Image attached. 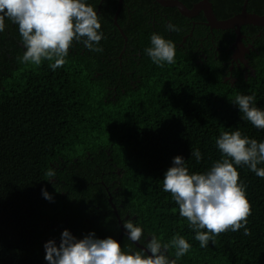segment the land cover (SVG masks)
I'll list each match as a JSON object with an SVG mask.
<instances>
[{
    "label": "trees",
    "instance_id": "16d2710c",
    "mask_svg": "<svg viewBox=\"0 0 264 264\" xmlns=\"http://www.w3.org/2000/svg\"><path fill=\"white\" fill-rule=\"evenodd\" d=\"M116 1L85 0L94 9L99 2L104 38L94 47L102 51L69 49L66 64L55 71L50 61L21 62L26 49L20 48L18 25L5 19L0 32V264H48L44 245L51 240L58 247L65 230L77 240L91 233L116 240L117 218L123 228L129 219L143 228L142 246L153 236L162 243L185 238L192 246L185 256L177 259L174 248L167 253L177 264H264V178L234 165L251 204L250 235L243 228L229 230L205 248L163 191L175 157L184 159L189 174H204L220 161L216 140L224 132L239 130L264 142V129L253 126L234 104L238 95H252L254 106L264 111V46L250 53L253 74H233L230 83L223 80L229 51L204 49L205 59L195 62L202 32L194 29L177 45L189 28L169 33L168 15L157 18L174 8L122 0L116 23L123 41L112 23ZM181 1L189 7L196 0ZM209 1L218 19L237 12L242 2ZM152 5L160 13L155 18L148 11ZM263 5L247 0L246 11L261 14ZM153 34L175 45L173 64L160 67L147 55ZM197 149L199 162L191 156ZM49 169L54 177L46 175ZM117 242L127 254L141 250L123 234Z\"/></svg>",
    "mask_w": 264,
    "mask_h": 264
},
{
    "label": "clouds",
    "instance_id": "9594fccd",
    "mask_svg": "<svg viewBox=\"0 0 264 264\" xmlns=\"http://www.w3.org/2000/svg\"><path fill=\"white\" fill-rule=\"evenodd\" d=\"M18 25L26 51L23 63L39 66L42 61H50L53 71L66 64V57L73 42H83L90 51H102L99 47L104 38L100 32V16L85 0H0V32L5 31V19ZM169 31L178 29L168 24ZM152 47L146 49L153 63L163 67L165 63L175 62L176 47L158 34L151 36ZM255 97L238 95L234 104L238 106L244 118L257 129H264V111L254 106ZM216 145L222 153V159L204 174H189L182 157L173 159L163 179V191L170 193L179 206V215L185 218L199 241L201 248L215 243V237L227 232L244 229V235H250L247 228L251 204L246 198L245 186L239 181L236 166H247L258 177L264 178V142H257L242 136L239 130L224 132ZM196 161L202 157L200 151L191 152ZM55 171L49 169L48 177H54ZM45 199L53 197L42 189ZM124 228L130 241L138 244L141 250L127 254L120 244L111 237L95 238L91 233L77 240L68 230L61 235L59 246L54 241L45 245V259L48 264H176V259L168 258L170 248L175 249V257L185 256L191 244L177 235L170 243H162L153 236L143 249L139 242L143 228L131 219L124 222ZM206 229V231H204Z\"/></svg>",
    "mask_w": 264,
    "mask_h": 264
},
{
    "label": "flooded vegetation",
    "instance_id": "af4514ba",
    "mask_svg": "<svg viewBox=\"0 0 264 264\" xmlns=\"http://www.w3.org/2000/svg\"><path fill=\"white\" fill-rule=\"evenodd\" d=\"M179 1H181V0H179ZM188 1H191V0H188ZM196 1H198V0H196ZM196 1H192L190 6L193 3H195ZM263 1L264 0H262V3H263ZM99 2H100V0H99ZM151 2L153 5L157 4L153 0ZM210 4H211V2H210ZM241 4H242V2H241ZM241 4H240V6H241ZM153 5H152L153 8L148 9V11H149L150 16L155 18L156 17L155 14H160V13L157 11L156 8H154L155 6H153ZM246 5H247V2H246ZM246 5H245V9H246ZM240 6H239V10L237 12L240 11ZM96 7H97V5H96ZM160 7H162V6H160ZM163 8H172L173 9L174 7H163ZM259 9L262 10L264 13V5L262 7H259ZM98 12H99V7H98ZM237 12H234V13H237ZM248 12H252V11H248ZM177 14H179V13L174 8L173 11H171V12H168L166 14L161 13V16L157 15V18L159 20L161 18L166 19L167 15H168L169 19L165 20V24L171 23L176 28H179L182 31L189 28V31L186 34H183L181 36L180 43H177V45H179V46H182V43H184L186 40V36L191 35V32L193 29H194V32L196 34H198L199 31H200V33L202 32V35L197 38L198 42H197L196 46H194L195 49L193 52L196 56V59L194 60L195 62H198L201 58L205 59L206 56L203 53L204 49L208 50V52H214V51H219L220 49H224V50L229 51V54H228L227 68L224 72L225 75L223 76V80H228L230 83H233L235 80V77H233V74L236 75L239 73L243 76V78H246L248 75H252L250 71L253 70V72H254V69L252 68L250 60H249L250 59V53L253 51L256 52V49L259 45L264 46V26H255L254 28H256V29H253V28H251V26H254V25H250V24L241 25L239 27V33L241 36L240 40L242 42V47H241V49L240 48L236 49V47H235V35H234L233 30L229 29L230 32H226L225 30H227V29H224V30L212 29V30H210L206 25H204V17L202 16L201 12L197 13L196 15H194L192 17H184V16L179 14L181 17L184 18V20L179 19ZM200 17H202L203 20H200L199 19ZM157 24L159 25V22H157ZM114 27L118 30V28L116 26H114ZM214 31H215V33H214ZM170 32L171 31H169V33ZM231 33L233 34L232 36H231ZM125 40H126V38L124 37L123 41H125ZM19 45H20L21 49H23V50L25 49L21 42L19 43ZM85 48L86 47L84 46V44H82V42H80V43L73 42V45L70 49H72V52H79L80 54H82ZM232 49H236V51L234 50L235 51L234 52ZM245 49H246V51H245ZM121 51H123V48L121 49ZM239 55H242V59H244L245 63H243V60L240 58ZM119 56L120 55H117V58H119ZM119 63L120 62H118L117 64H119ZM111 206L113 207V204H111ZM112 210H114L115 214H117L114 207ZM124 218H126V215L123 217V219ZM117 222L120 225V232H119L116 240L120 241L122 234L125 235L122 232H124V231L127 232V231L125 228L122 227V224L120 223V219L117 218ZM126 237H128V236H126ZM148 238L149 237H146L145 240L147 241ZM136 245L137 244H135V246ZM143 247H145V246L141 245L142 249H143Z\"/></svg>",
    "mask_w": 264,
    "mask_h": 264
},
{
    "label": "water",
    "instance_id": "95a60500",
    "mask_svg": "<svg viewBox=\"0 0 264 264\" xmlns=\"http://www.w3.org/2000/svg\"><path fill=\"white\" fill-rule=\"evenodd\" d=\"M153 1L162 7H174L178 11V13L184 17H192L196 15L197 13L201 12L202 16L204 17V25H206L210 30L211 29H215V30L231 29L233 30L234 35H235L236 49L238 48L241 49L242 47V45L240 44V33H239V27L241 25L250 24L254 26H264V13L257 14V13L246 11L245 5H246L247 0L242 1L239 12L234 13L231 16L227 18H223V19H218L214 15L209 0H198L195 3H193L190 7L185 6L179 0H153ZM121 2L122 0L116 1V9L112 16V22H113V25L118 28L119 33L124 38V35L122 34L121 29L118 27L116 23V14L118 13ZM98 7H99V3L97 4V7H96L97 12H98ZM236 49H232V50L236 51ZM239 56L242 59V55H239ZM242 60H243V63H245L244 59ZM250 72L251 74H253V70H251ZM113 212L115 214L114 210ZM122 233L128 236L127 232L124 231ZM136 246H138V244Z\"/></svg>",
    "mask_w": 264,
    "mask_h": 264
},
{
    "label": "bare ground",
    "instance_id": "6f19581e",
    "mask_svg": "<svg viewBox=\"0 0 264 264\" xmlns=\"http://www.w3.org/2000/svg\"><path fill=\"white\" fill-rule=\"evenodd\" d=\"M212 30V29H211ZM241 37V36H240ZM240 44L242 45V42H241V40H240Z\"/></svg>",
    "mask_w": 264,
    "mask_h": 264
}]
</instances>
